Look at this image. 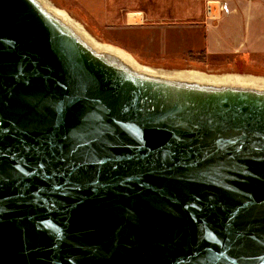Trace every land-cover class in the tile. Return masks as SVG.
<instances>
[{"label":"water","instance_id":"obj_1","mask_svg":"<svg viewBox=\"0 0 264 264\" xmlns=\"http://www.w3.org/2000/svg\"><path fill=\"white\" fill-rule=\"evenodd\" d=\"M47 0H0V264H264V83L160 72Z\"/></svg>","mask_w":264,"mask_h":264},{"label":"crops","instance_id":"obj_2","mask_svg":"<svg viewBox=\"0 0 264 264\" xmlns=\"http://www.w3.org/2000/svg\"><path fill=\"white\" fill-rule=\"evenodd\" d=\"M191 2L188 11L183 12L180 7L168 9L163 0H115L112 2L113 8L116 5L111 16L115 20L112 25L156 29L165 32V36L172 31L187 34L192 53L200 52L209 58H231L226 69L230 72L256 74L254 71L264 68V0ZM208 2H221L224 10L215 12L216 16L215 13L210 15ZM170 43L167 39V45ZM129 55L139 59L135 54Z\"/></svg>","mask_w":264,"mask_h":264},{"label":"rangeland","instance_id":"obj_3","mask_svg":"<svg viewBox=\"0 0 264 264\" xmlns=\"http://www.w3.org/2000/svg\"><path fill=\"white\" fill-rule=\"evenodd\" d=\"M53 5L76 20L86 32L98 42L116 45L126 53L135 54L143 63L152 65H181L203 68L208 71H226L229 57H207L203 53H192L187 34L172 31L165 36L160 30L113 26L115 0H50ZM168 9L180 7L183 12L191 6V0H163ZM217 13L214 14L216 16ZM170 32V31H169ZM167 39L171 43L167 45ZM201 40V39H200ZM201 43V41H200ZM193 55V57L191 56ZM198 55V56H196ZM195 56V57H194ZM148 65V64H147ZM264 66V64H262ZM254 72L263 73L264 68Z\"/></svg>","mask_w":264,"mask_h":264},{"label":"bare ground","instance_id":"obj_4","mask_svg":"<svg viewBox=\"0 0 264 264\" xmlns=\"http://www.w3.org/2000/svg\"><path fill=\"white\" fill-rule=\"evenodd\" d=\"M48 4L50 3L52 6L53 3L50 0H47ZM56 10L63 14L66 18H68L74 25L83 33H85L90 39L98 42L97 40L93 39L90 34H88L84 27L80 23H78L76 20H74L72 17H70L66 12L63 10L57 8ZM102 44H105L104 42H99ZM106 45V44H105ZM112 46V45H110ZM120 49V48H119ZM121 50V49H120ZM134 59V58H133ZM136 63L140 64L141 66H144L146 68H151L153 70H158L160 72L168 71L169 73L177 74V75H185V76H194V77H204V78H214V79H239V80H245V81H258L264 83V74L261 73H244V72H230V71H208L203 68H197V67H188V66H181V65H173V66H165V65H147L143 64L141 60L134 59Z\"/></svg>","mask_w":264,"mask_h":264},{"label":"built area","instance_id":"obj_5","mask_svg":"<svg viewBox=\"0 0 264 264\" xmlns=\"http://www.w3.org/2000/svg\"><path fill=\"white\" fill-rule=\"evenodd\" d=\"M223 10H224V5L221 2H218V3H215V4H213L211 2L207 3V12L210 15L214 14L215 12H221Z\"/></svg>","mask_w":264,"mask_h":264}]
</instances>
